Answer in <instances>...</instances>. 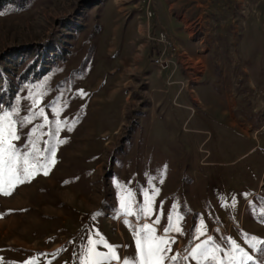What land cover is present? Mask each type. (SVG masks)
<instances>
[{"label": "rangeland", "instance_id": "rangeland-1", "mask_svg": "<svg viewBox=\"0 0 264 264\" xmlns=\"http://www.w3.org/2000/svg\"><path fill=\"white\" fill-rule=\"evenodd\" d=\"M151 7L154 17L147 0H0V116L16 121L21 152L34 141L43 159L56 146L47 175L0 192V264H81L97 232L135 259L134 232L165 235L169 216L182 229L167 233L174 264H198L189 253L209 236L264 264V0ZM114 19L143 27L121 37ZM146 21L178 46L167 69L147 55Z\"/></svg>", "mask_w": 264, "mask_h": 264}, {"label": "snow or ice", "instance_id": "snow-or-ice-1", "mask_svg": "<svg viewBox=\"0 0 264 264\" xmlns=\"http://www.w3.org/2000/svg\"><path fill=\"white\" fill-rule=\"evenodd\" d=\"M80 94L84 95L85 93L83 90H80ZM42 114L43 109L39 113H36V115ZM17 131L16 121L10 119L8 112H4L0 116V192L5 195L10 194V192L4 190V184L13 185L29 182L41 170L44 175H47L48 169L55 163V145L47 149L49 156L43 157V159H41L42 154H39V150L35 148L34 141H30L33 145L32 151L21 152L12 142L20 139ZM64 142V140L59 141V143ZM158 191V189L154 191L153 196L148 198L145 208L141 210L146 215L152 211V201L154 196L158 194ZM122 208L128 212L127 202L124 198H122ZM129 214L131 213L129 212ZM159 222V219L155 221L156 224H159ZM125 223L129 222L125 221ZM163 232L165 235L158 236L153 226L149 224L138 228L134 232L137 257L131 260L121 257L118 253L119 246L108 244L97 232L95 235L100 238L93 239L91 236L89 237L81 264H113V262L117 261L121 262V264H166V262L174 264L178 260V256L175 254L169 255L172 251L171 244L174 243V238L168 237L167 233H180L182 229L169 216V224L163 229ZM199 234L204 235V231L201 230ZM212 239L209 236L207 241L198 243L191 249L189 255L197 260L198 264H242V261L252 259L251 256L243 252L235 241H231V249L224 251L218 244L209 247L208 242ZM98 245H103L107 251L98 250ZM183 259L187 260L188 257L185 256ZM23 264H33V261L30 258L24 261Z\"/></svg>", "mask_w": 264, "mask_h": 264}, {"label": "crops", "instance_id": "crops-1", "mask_svg": "<svg viewBox=\"0 0 264 264\" xmlns=\"http://www.w3.org/2000/svg\"><path fill=\"white\" fill-rule=\"evenodd\" d=\"M152 9L154 10V8L152 7ZM154 13H155V10H154ZM154 17V16H153ZM153 27V29L155 30L154 32L156 33L157 31H159V30H161L159 27H156V29H155V27L151 24V21H146V26H145V29H146V31H148L149 32V29H150V27ZM143 27V25H139V26H136V23H130V22H124V20H121V19H118V20H116V19H114L113 20V24H112V27L111 28H114L115 30H117V33L119 34V36H124L125 35V32H123V29L125 30V29H130V28H136V29H138V31L139 32H141V28ZM144 32V35H145V37L147 38V33L148 32ZM144 44L146 45V47H147V55L149 56V59H151L152 61H153V59H154V57L156 56V53H155V46H154V44H152V43H150L149 41H148V39H145V41H144ZM157 67V66H156ZM158 69V68H157ZM162 71V70H161ZM161 71H155L154 72V74H155V76H152L151 77V75H149V77H150V81L153 83L152 85H154V86H152V87H154V88H152L154 91H155V95H156V98H157V100H154L155 101V104L157 103L158 104V106L157 107H161L162 106V104H163V100H164V95L163 96H161V94H159V92H162V90H163V84H164V80H163V78L161 79L160 77H163L162 76V72ZM159 72V73H158ZM159 81H160V84L162 85V86H158V83H159ZM173 85H175V84H172V86ZM177 85V84H176ZM177 90H178V88H177ZM177 92V91H176ZM188 92V91H187ZM189 93V92H188ZM176 94V93H175ZM161 97V100L159 101V102H157L158 101V99ZM201 100V99H200ZM155 107V105L154 104H152L150 107H148V109H153Z\"/></svg>", "mask_w": 264, "mask_h": 264}, {"label": "built area", "instance_id": "built-area-1", "mask_svg": "<svg viewBox=\"0 0 264 264\" xmlns=\"http://www.w3.org/2000/svg\"><path fill=\"white\" fill-rule=\"evenodd\" d=\"M147 5L146 13H152L153 17L155 13L151 7V0H147ZM150 37L154 41V48L158 51L153 62L155 65H162L163 69H167L172 63L171 56H176L179 53L177 44L164 29L151 33Z\"/></svg>", "mask_w": 264, "mask_h": 264}, {"label": "trees", "instance_id": "trees-1", "mask_svg": "<svg viewBox=\"0 0 264 264\" xmlns=\"http://www.w3.org/2000/svg\"><path fill=\"white\" fill-rule=\"evenodd\" d=\"M154 51H155V53L157 54L158 51H156V49H155Z\"/></svg>", "mask_w": 264, "mask_h": 264}, {"label": "bare ground", "instance_id": "bare-ground-1", "mask_svg": "<svg viewBox=\"0 0 264 264\" xmlns=\"http://www.w3.org/2000/svg\"><path fill=\"white\" fill-rule=\"evenodd\" d=\"M149 15L151 16V15H152V13H149Z\"/></svg>", "mask_w": 264, "mask_h": 264}]
</instances>
